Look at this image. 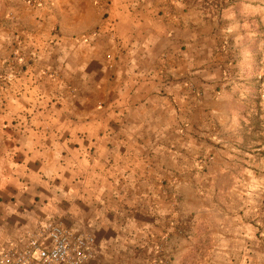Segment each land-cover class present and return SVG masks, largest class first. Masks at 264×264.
<instances>
[{
	"label": "rangeland",
	"instance_id": "obj_1",
	"mask_svg": "<svg viewBox=\"0 0 264 264\" xmlns=\"http://www.w3.org/2000/svg\"><path fill=\"white\" fill-rule=\"evenodd\" d=\"M30 122L142 264H264V0H0V127Z\"/></svg>",
	"mask_w": 264,
	"mask_h": 264
},
{
	"label": "crops",
	"instance_id": "obj_2",
	"mask_svg": "<svg viewBox=\"0 0 264 264\" xmlns=\"http://www.w3.org/2000/svg\"><path fill=\"white\" fill-rule=\"evenodd\" d=\"M64 147L31 122L0 127V250L21 245L27 235L53 221L94 237L90 264L148 262L135 254L146 242L126 235L122 225L105 216V206L90 198L88 183L79 182L81 168L72 157L62 156Z\"/></svg>",
	"mask_w": 264,
	"mask_h": 264
},
{
	"label": "built area",
	"instance_id": "obj_3",
	"mask_svg": "<svg viewBox=\"0 0 264 264\" xmlns=\"http://www.w3.org/2000/svg\"><path fill=\"white\" fill-rule=\"evenodd\" d=\"M20 244L2 248L0 264H90L95 240L89 233L74 232L51 221Z\"/></svg>",
	"mask_w": 264,
	"mask_h": 264
}]
</instances>
